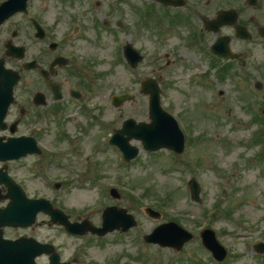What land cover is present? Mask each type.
I'll list each match as a JSON object with an SVG mask.
<instances>
[{
    "label": "rangeland",
    "instance_id": "obj_1",
    "mask_svg": "<svg viewBox=\"0 0 264 264\" xmlns=\"http://www.w3.org/2000/svg\"><path fill=\"white\" fill-rule=\"evenodd\" d=\"M86 1L78 4L80 8L74 6L66 12L61 24L73 25L76 16L86 12L92 27L95 20L106 21L110 4L115 20L120 19L121 13H116L113 6L119 0L106 3L90 0V5ZM61 2L47 0L51 22L61 13ZM128 3L121 17L126 24L124 29L96 28L86 35L89 41L79 43L88 58L95 61L85 72L95 76L97 92H101L99 102L109 125L107 133L120 127L127 117L147 120L149 96L141 93L140 82L152 76L160 82L164 108L177 117L187 135L186 151L181 155L165 149L149 152L134 141L141 147L134 161L126 162L120 152L111 148L104 152L103 157L107 158L104 169L95 178L89 181L81 178L58 190L36 181L44 188L39 189L40 186L32 183L33 193L44 192L63 204L73 216L88 217L94 222H101V213L107 205L127 207L137 216L139 225L132 232L136 234L149 233L160 222L171 220L195 233L194 240L182 251L150 245L142 260L134 264H264V253L253 248L264 240L262 92L254 87L252 80L249 85L246 82L239 85V76L218 83L215 72L206 65L205 55L184 41V29L164 26L166 30L162 31L153 16L133 12L132 4L136 1L128 0ZM160 31L165 33L164 37L158 34ZM130 41L146 56L137 68H130L121 55L120 45ZM172 49L174 56L169 58L173 62L168 66L165 52ZM260 49L262 67L250 74L264 85V49ZM199 78L205 79V83L195 81ZM249 88H253L251 92L255 96ZM123 92L134 93L135 97L117 108L111 98ZM99 129L93 127V131ZM81 141L90 154L92 139ZM192 177L199 181L200 201L192 199L189 188ZM67 186L72 189L66 191ZM114 186L122 193L120 199L111 197L109 190ZM149 205L162 212L160 220L144 213ZM205 227L217 232L220 242L226 246L229 255L223 263L216 262L203 247L199 232ZM49 235L60 242L68 239L57 230ZM91 253L95 255L96 251Z\"/></svg>",
    "mask_w": 264,
    "mask_h": 264
},
{
    "label": "flooded vegetation",
    "instance_id": "obj_2",
    "mask_svg": "<svg viewBox=\"0 0 264 264\" xmlns=\"http://www.w3.org/2000/svg\"><path fill=\"white\" fill-rule=\"evenodd\" d=\"M61 1V13L52 22L47 0H28L26 9L17 5L14 14L0 17V63L10 69L9 74L0 70V210L14 200L24 203L26 198L49 197L71 221L80 222L83 217L73 216L53 197L33 193L32 183L39 189L44 187L36 181L58 190L102 173L112 132L107 133L109 125L99 102L101 92H97L95 76L85 72L95 61L79 43L87 41L88 32L96 28L124 29L121 17L129 3L119 0L113 4L115 12L121 13L118 20L110 4L106 21L95 20L91 27L86 12L75 15L73 25L61 24L65 13L74 6L80 8L82 0ZM130 1H136L133 12L153 16L162 31L166 30L164 26L184 29V41L205 55L206 65L215 72L218 83L237 76L239 85L259 79H253L250 72L262 67L264 0ZM86 3L91 4L90 0ZM238 25L243 30H238ZM162 31L158 34L164 37ZM120 46L124 58V46ZM170 52H165L168 66L173 62L169 57L174 56L173 49ZM195 81L205 83L203 78ZM95 126L100 129L93 131ZM82 139H92L90 154L82 147ZM68 187L66 191L72 189ZM53 230L68 239L56 241L48 236ZM134 230L82 237L69 234L62 225L52 223L49 215L39 212L35 223L0 228L3 242L5 238L19 241L0 246V264H134L152 245L144 241L143 232L132 233ZM94 250L95 255L91 253Z\"/></svg>",
    "mask_w": 264,
    "mask_h": 264
},
{
    "label": "water",
    "instance_id": "obj_3",
    "mask_svg": "<svg viewBox=\"0 0 264 264\" xmlns=\"http://www.w3.org/2000/svg\"><path fill=\"white\" fill-rule=\"evenodd\" d=\"M23 0H8L1 7L6 9L13 8L18 2ZM224 16L222 15V18ZM126 57L129 62L136 66L142 61L143 56L134 49L133 46L128 45L126 48ZM259 87L261 85L258 84ZM142 90L151 93L150 97V117L151 122H136L133 119H127L123 124V129L114 133L112 137L113 143H116L124 152L125 157L129 160L134 159L140 152L138 146H132L130 140L136 137L143 142L145 149L157 151L161 148H170L176 153L180 154L185 149V135L182 133L178 122H176L173 115L168 111H164L160 100V89L155 79L149 78L143 82ZM129 94H123L121 96H115L114 102L119 105L126 99H131ZM127 134L128 136H125ZM191 188L193 189V197L199 199L200 188L196 179L191 182ZM115 195L117 193L115 192ZM40 202V201H39ZM37 204V202L35 203ZM147 212L153 217H160V214L153 209L148 208ZM133 216L126 213L124 210H118L115 208H108L104 212V223L102 228H94L90 226L88 222L84 221L82 224H70L71 229L78 233H85L87 229L93 230L100 235H105L108 231H113L116 228H123L127 231L131 226L136 225L133 220ZM90 226V227H89ZM93 228V229H92ZM203 244L207 246L219 260L226 258V249L218 242L215 232L210 229L203 231ZM192 238V235L185 229H182L177 223H164L155 228L153 232L147 237L148 242L159 243L164 246H174L178 249L184 247V243ZM258 252H264V243L257 245Z\"/></svg>",
    "mask_w": 264,
    "mask_h": 264
}]
</instances>
